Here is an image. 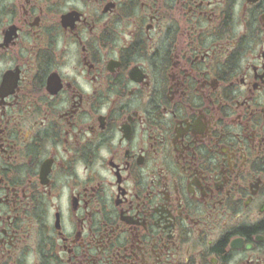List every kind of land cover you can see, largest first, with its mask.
I'll list each match as a JSON object with an SVG mask.
<instances>
[{"label": "flooded vegetation", "instance_id": "obj_1", "mask_svg": "<svg viewBox=\"0 0 264 264\" xmlns=\"http://www.w3.org/2000/svg\"><path fill=\"white\" fill-rule=\"evenodd\" d=\"M0 264H264V0H0Z\"/></svg>", "mask_w": 264, "mask_h": 264}]
</instances>
